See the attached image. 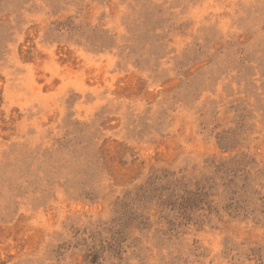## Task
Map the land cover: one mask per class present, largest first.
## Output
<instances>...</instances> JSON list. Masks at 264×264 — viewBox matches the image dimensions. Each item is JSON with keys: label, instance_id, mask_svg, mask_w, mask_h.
Segmentation results:
<instances>
[{"label": "rangeland", "instance_id": "obj_1", "mask_svg": "<svg viewBox=\"0 0 264 264\" xmlns=\"http://www.w3.org/2000/svg\"><path fill=\"white\" fill-rule=\"evenodd\" d=\"M0 264H264V0H0Z\"/></svg>", "mask_w": 264, "mask_h": 264}]
</instances>
